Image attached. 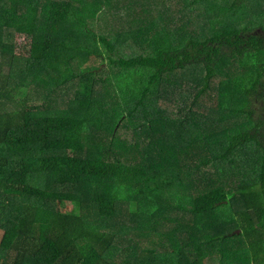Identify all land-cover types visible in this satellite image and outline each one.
Segmentation results:
<instances>
[{
	"label": "trees",
	"instance_id": "16d2710c",
	"mask_svg": "<svg viewBox=\"0 0 264 264\" xmlns=\"http://www.w3.org/2000/svg\"><path fill=\"white\" fill-rule=\"evenodd\" d=\"M0 231V264H264V0H0Z\"/></svg>",
	"mask_w": 264,
	"mask_h": 264
},
{
	"label": "rangeland",
	"instance_id": "374dc122",
	"mask_svg": "<svg viewBox=\"0 0 264 264\" xmlns=\"http://www.w3.org/2000/svg\"><path fill=\"white\" fill-rule=\"evenodd\" d=\"M97 17H99V16H97ZM94 19L95 18H91L92 21ZM90 27L92 29V26H90ZM25 34H26V32H23V29H21V31H19V34L15 35V41L16 42L21 43L23 45V47L28 45V48H23L22 49V53H27L28 49H29V40L26 39V35ZM113 57L117 58V56H113ZM91 63L92 62L88 58H84V59H76V58L72 59L71 58V60H70L71 67H80V69H87L88 67L90 68V64ZM66 64L69 65L68 62H66ZM78 72H79V70H67L66 72H64L63 77L64 78H70L71 73H78ZM75 82H78V81L76 80ZM67 96H68V93H67ZM59 99L62 100L61 97H59ZM187 194H188V192H187ZM1 236H2V232L0 231V238H1Z\"/></svg>",
	"mask_w": 264,
	"mask_h": 264
}]
</instances>
